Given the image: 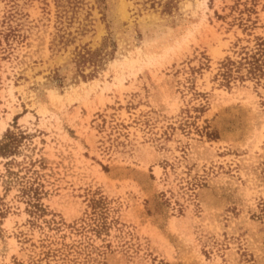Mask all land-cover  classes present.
<instances>
[{
	"label": "rangeland",
	"instance_id": "obj_1",
	"mask_svg": "<svg viewBox=\"0 0 264 264\" xmlns=\"http://www.w3.org/2000/svg\"><path fill=\"white\" fill-rule=\"evenodd\" d=\"M0 264H264V0H0Z\"/></svg>",
	"mask_w": 264,
	"mask_h": 264
},
{
	"label": "trees",
	"instance_id": "obj_2",
	"mask_svg": "<svg viewBox=\"0 0 264 264\" xmlns=\"http://www.w3.org/2000/svg\"><path fill=\"white\" fill-rule=\"evenodd\" d=\"M4 145V144H3Z\"/></svg>",
	"mask_w": 264,
	"mask_h": 264
}]
</instances>
